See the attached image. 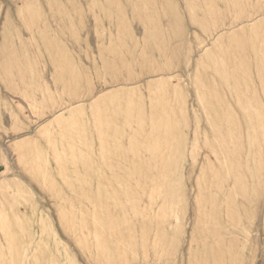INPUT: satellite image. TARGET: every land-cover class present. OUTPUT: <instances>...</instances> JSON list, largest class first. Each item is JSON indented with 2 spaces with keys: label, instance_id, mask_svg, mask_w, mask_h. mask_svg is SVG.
I'll return each instance as SVG.
<instances>
[{
  "label": "rangeland",
  "instance_id": "1",
  "mask_svg": "<svg viewBox=\"0 0 264 264\" xmlns=\"http://www.w3.org/2000/svg\"><path fill=\"white\" fill-rule=\"evenodd\" d=\"M0 264H264V0H0Z\"/></svg>",
  "mask_w": 264,
  "mask_h": 264
}]
</instances>
